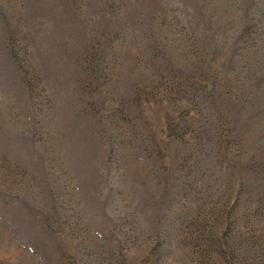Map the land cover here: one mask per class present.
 Masks as SVG:
<instances>
[{
    "label": "rangeland",
    "instance_id": "374dc122",
    "mask_svg": "<svg viewBox=\"0 0 264 264\" xmlns=\"http://www.w3.org/2000/svg\"><path fill=\"white\" fill-rule=\"evenodd\" d=\"M0 264H264V0H0Z\"/></svg>",
    "mask_w": 264,
    "mask_h": 264
}]
</instances>
